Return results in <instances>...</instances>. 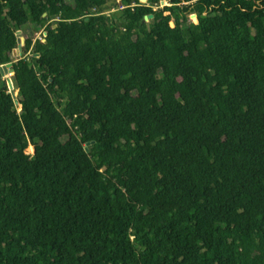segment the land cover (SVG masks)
Masks as SVG:
<instances>
[{"label":"trees","instance_id":"trees-1","mask_svg":"<svg viewBox=\"0 0 264 264\" xmlns=\"http://www.w3.org/2000/svg\"><path fill=\"white\" fill-rule=\"evenodd\" d=\"M116 1L0 0V264H264V0Z\"/></svg>","mask_w":264,"mask_h":264},{"label":"rangeland","instance_id":"rangeland-1","mask_svg":"<svg viewBox=\"0 0 264 264\" xmlns=\"http://www.w3.org/2000/svg\"><path fill=\"white\" fill-rule=\"evenodd\" d=\"M142 2H146V0H141ZM165 4V2L163 3ZM120 7V4L118 1L116 0H106V5H105V13H113V12H116ZM52 23V22H51ZM39 32H40V29L38 27H36L34 24H30L28 23L27 25H25L22 30H19L18 33L20 34L21 37H23V40L25 38H31V39H37V37L39 36ZM17 46L18 44L16 43V46L13 50H17ZM20 53H21V50H20ZM22 56V53L20 55H13L12 54V58H15V57H20ZM30 55H26L25 57L29 58ZM11 72H10V69L8 68L7 71L4 72V74H1V77H0V87H4L6 86L7 90H8V87H7V79L10 78L11 79ZM12 82V81H11ZM15 93H17V91L15 90ZM32 147L30 145L27 146V151L31 152ZM88 152V151H87ZM89 154V153H88ZM90 155V154H89Z\"/></svg>","mask_w":264,"mask_h":264},{"label":"water","instance_id":"water-1","mask_svg":"<svg viewBox=\"0 0 264 264\" xmlns=\"http://www.w3.org/2000/svg\"><path fill=\"white\" fill-rule=\"evenodd\" d=\"M119 2V4H121V2L120 1H118ZM149 18H151V15H149V16H145L144 17V20L145 21H147ZM16 36H17V44H18V46H17V50H13V52H12V54L14 55H20L21 53H20V50H21V47H22V45L24 44V40H23V37H21L20 36V34L18 33V31L16 32ZM11 67V63H6V64H4V65H2L1 67H0V74H4V72L5 71H7L8 70V68H10ZM11 72V71H10ZM11 74H12V72H11ZM6 83H7V87H8V91H9V93L13 96V98H14V103L15 104H17V99H16V95H17V93H15V90H14V88H13V85H12V83H11V80H10V78H8L7 79V81H6ZM89 145V144H88Z\"/></svg>","mask_w":264,"mask_h":264},{"label":"built area","instance_id":"built-area-1","mask_svg":"<svg viewBox=\"0 0 264 264\" xmlns=\"http://www.w3.org/2000/svg\"><path fill=\"white\" fill-rule=\"evenodd\" d=\"M141 2H142V1H141ZM142 3H144V2H142ZM192 20L195 21L194 17L192 18ZM42 36H43V31L40 30V32H39V36L37 37V39H41ZM28 145H30V144H28ZM30 146L32 147V145H30ZM31 149H32V151L29 152V151H27V148H26V149H25V153H26L27 155H31V154H33V148H31Z\"/></svg>","mask_w":264,"mask_h":264}]
</instances>
